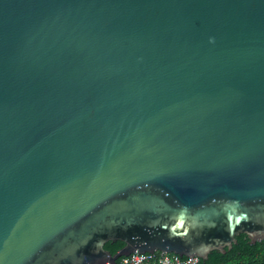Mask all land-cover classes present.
<instances>
[{"label": "water", "instance_id": "1", "mask_svg": "<svg viewBox=\"0 0 264 264\" xmlns=\"http://www.w3.org/2000/svg\"><path fill=\"white\" fill-rule=\"evenodd\" d=\"M262 240L264 0H0V264Z\"/></svg>", "mask_w": 264, "mask_h": 264}, {"label": "trees", "instance_id": "2", "mask_svg": "<svg viewBox=\"0 0 264 264\" xmlns=\"http://www.w3.org/2000/svg\"><path fill=\"white\" fill-rule=\"evenodd\" d=\"M207 264H264V240L244 245L224 253H210Z\"/></svg>", "mask_w": 264, "mask_h": 264}, {"label": "built area", "instance_id": "3", "mask_svg": "<svg viewBox=\"0 0 264 264\" xmlns=\"http://www.w3.org/2000/svg\"><path fill=\"white\" fill-rule=\"evenodd\" d=\"M116 264H207L197 257L181 258L177 255L166 253L133 254L120 258Z\"/></svg>", "mask_w": 264, "mask_h": 264}, {"label": "flooded vegetation", "instance_id": "4", "mask_svg": "<svg viewBox=\"0 0 264 264\" xmlns=\"http://www.w3.org/2000/svg\"><path fill=\"white\" fill-rule=\"evenodd\" d=\"M208 257H209V255H208Z\"/></svg>", "mask_w": 264, "mask_h": 264}]
</instances>
